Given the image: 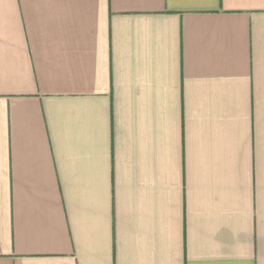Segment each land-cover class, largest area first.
<instances>
[{"label": "crops", "instance_id": "obj_1", "mask_svg": "<svg viewBox=\"0 0 264 264\" xmlns=\"http://www.w3.org/2000/svg\"><path fill=\"white\" fill-rule=\"evenodd\" d=\"M0 264H264V0H0Z\"/></svg>", "mask_w": 264, "mask_h": 264}]
</instances>
